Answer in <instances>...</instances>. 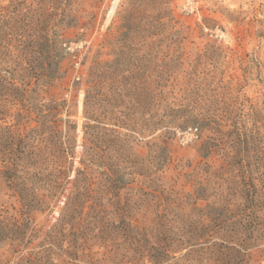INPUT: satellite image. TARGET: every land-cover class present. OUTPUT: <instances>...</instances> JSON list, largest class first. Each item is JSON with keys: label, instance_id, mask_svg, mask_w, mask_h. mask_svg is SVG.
<instances>
[{"label": "rangeland", "instance_id": "374dc122", "mask_svg": "<svg viewBox=\"0 0 264 264\" xmlns=\"http://www.w3.org/2000/svg\"><path fill=\"white\" fill-rule=\"evenodd\" d=\"M0 264H264V0H0Z\"/></svg>", "mask_w": 264, "mask_h": 264}]
</instances>
